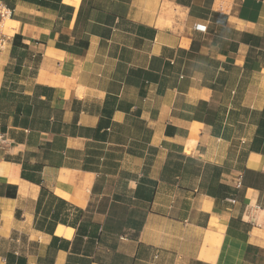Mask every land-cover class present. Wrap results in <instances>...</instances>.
Here are the masks:
<instances>
[{"label": "crops", "instance_id": "0c3cea01", "mask_svg": "<svg viewBox=\"0 0 264 264\" xmlns=\"http://www.w3.org/2000/svg\"><path fill=\"white\" fill-rule=\"evenodd\" d=\"M0 2V264H264V0Z\"/></svg>", "mask_w": 264, "mask_h": 264}, {"label": "built area", "instance_id": "2783aa9c", "mask_svg": "<svg viewBox=\"0 0 264 264\" xmlns=\"http://www.w3.org/2000/svg\"><path fill=\"white\" fill-rule=\"evenodd\" d=\"M11 16V11L5 4L0 2V50L3 47L4 35L2 34L3 21ZM239 185V183H238Z\"/></svg>", "mask_w": 264, "mask_h": 264}]
</instances>
